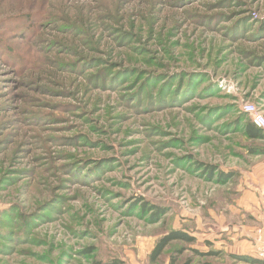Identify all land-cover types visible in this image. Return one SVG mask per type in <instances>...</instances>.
Listing matches in <instances>:
<instances>
[{
	"label": "rangeland",
	"instance_id": "374dc122",
	"mask_svg": "<svg viewBox=\"0 0 264 264\" xmlns=\"http://www.w3.org/2000/svg\"><path fill=\"white\" fill-rule=\"evenodd\" d=\"M244 104L264 0H0V264H258L194 252L250 223ZM172 230L196 241L153 261Z\"/></svg>",
	"mask_w": 264,
	"mask_h": 264
},
{
	"label": "crops",
	"instance_id": "0c3cea01",
	"mask_svg": "<svg viewBox=\"0 0 264 264\" xmlns=\"http://www.w3.org/2000/svg\"><path fill=\"white\" fill-rule=\"evenodd\" d=\"M248 179L238 183L235 192L239 197L232 207L236 209L235 214L244 217L246 222V217H249L250 223H230L227 225L228 229L223 230L227 235V242L222 241L223 244H220L221 241H211L216 244L217 249L225 250L229 254L256 258L254 250L259 239H264V176L259 174L258 178L255 177L256 184Z\"/></svg>",
	"mask_w": 264,
	"mask_h": 264
},
{
	"label": "trees",
	"instance_id": "16d2710c",
	"mask_svg": "<svg viewBox=\"0 0 264 264\" xmlns=\"http://www.w3.org/2000/svg\"><path fill=\"white\" fill-rule=\"evenodd\" d=\"M249 119H250V117H249ZM245 130H246V133L248 134V136L250 138H253V139H262V138H264V132L261 129H259L258 127H256L254 125V123L251 121V119L246 124ZM218 175L221 177L220 179H231L233 177V173L232 172L231 173L219 172ZM159 211H160V214H161L162 210H159ZM173 241H184V242H186L188 244H191V243H194L196 241V238L194 236L190 235L189 233H187L186 231H183V230H172L171 232H169L167 235H165L158 242V244L156 245L155 250L153 252L152 260L153 261H157V259L163 254V252L165 251L167 246ZM209 244H210V242H209ZM194 252L197 255L202 256V257H209V256H214L215 257V256L224 255L223 252H220V250L214 249L212 247L209 250H207V251H200V250L195 249ZM232 257L235 258V259H238V260H241V261H247V262H250V263L264 264L263 261H261V260H259L257 258H251V257H247V256L237 255V254L232 255ZM205 264H213V263L206 262Z\"/></svg>",
	"mask_w": 264,
	"mask_h": 264
},
{
	"label": "built area",
	"instance_id": "2783aa9c",
	"mask_svg": "<svg viewBox=\"0 0 264 264\" xmlns=\"http://www.w3.org/2000/svg\"><path fill=\"white\" fill-rule=\"evenodd\" d=\"M241 109L250 117L254 125L264 132V115L259 108L253 104H244ZM256 258L264 261V239L262 238L259 239V244L256 250Z\"/></svg>",
	"mask_w": 264,
	"mask_h": 264
}]
</instances>
